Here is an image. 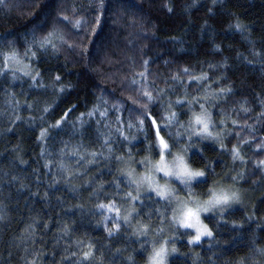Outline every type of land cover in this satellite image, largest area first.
Here are the masks:
<instances>
[{
	"label": "trees",
	"instance_id": "16d2710c",
	"mask_svg": "<svg viewBox=\"0 0 264 264\" xmlns=\"http://www.w3.org/2000/svg\"><path fill=\"white\" fill-rule=\"evenodd\" d=\"M5 5L0 6V264H76L89 245L93 258L86 264H146L141 243L150 252L149 243L125 227L109 236L103 219L108 214L98 204L126 205L117 194L126 189L123 183L116 188L124 178L115 157L129 151L136 158L151 152L157 157L154 130L145 134L127 127L144 110L141 86L152 92L148 110L163 128L168 104L192 99L209 85L217 92L231 88L207 104L214 121L225 119L232 134L225 135L223 148L204 141L189 149V163L205 170L207 180L194 192L202 196L215 182L242 174L234 184L251 193L252 212L235 208L223 219L205 217L213 237L193 246L180 230L183 241L169 264H264L257 251L264 249V172L257 167L264 149L256 148L264 141V0H5ZM64 16L71 23H57ZM54 25L67 43L57 40L58 51L43 52L38 42ZM29 47L36 57L25 55ZM12 52L29 59L34 75L40 73L37 82L16 73L14 79L12 70H4L5 55ZM205 74L207 81L195 79ZM172 110L181 123L187 121L186 107ZM57 120L60 126L53 127ZM232 120L240 127L234 129ZM171 132V138L166 130L162 135L172 149L188 147L183 129L173 126ZM234 145L243 163L233 160ZM163 203L146 200L137 219H159L155 209ZM106 223L112 227L111 220Z\"/></svg>",
	"mask_w": 264,
	"mask_h": 264
},
{
	"label": "snow or ice",
	"instance_id": "6c2138e0",
	"mask_svg": "<svg viewBox=\"0 0 264 264\" xmlns=\"http://www.w3.org/2000/svg\"><path fill=\"white\" fill-rule=\"evenodd\" d=\"M216 3V0H213ZM0 6H6L5 0H0ZM102 7V4H101ZM171 12L172 9L169 8ZM64 21H69L67 16H64L61 21L57 23H63ZM81 25V20H75L74 27L79 28ZM237 31H241L243 26L238 22L235 25ZM60 43H67L64 39L63 34L60 33L59 28L55 25L52 30L49 31L45 36L39 40V50L43 52L52 51L53 53L58 51V45L56 41ZM30 54L31 57L37 56V51H33L31 47L25 53L26 56ZM8 61H12L16 64H21L22 62L18 59V54L12 52L11 54H6L4 58V70H7ZM147 65V61H145ZM30 69V64H24L23 69H16L13 71V78L15 79V72L20 71L24 76H31L34 82H37V77L40 75L36 72L32 75ZM187 73V69L184 70ZM143 77V73H140ZM197 80L207 81V75H202L201 77H196ZM56 80L59 81L60 77L56 76ZM139 81L133 79L132 84H138ZM64 89L61 88V91ZM141 95L146 99H142L140 103L143 106V112L139 113L137 123L135 125L129 123L128 127H136L141 133L147 134V131L154 130L155 142L158 147V152L156 156L158 159H152L151 156L146 157L143 160L136 162L138 166L142 169L140 173H137L136 167L126 166L119 169L120 173L125 177L123 181H118L116 183V188L119 190L120 184L125 185V191L117 192L121 195L123 200L129 204V208L125 215H121V208L117 206L118 202L116 200H110L107 204L100 203L98 208L105 210L107 213H114V215H104L103 219L105 221L104 227L108 231L109 236L113 235V229L117 232L120 231L122 227L131 226V221L137 219L140 215L137 212V208H142L146 200H154L155 203L159 204L163 201V205L160 208L155 209L160 224L163 225L167 221L173 229V234L168 238H164L162 233L164 228L161 226L157 229V235L161 236V240L157 243L152 241L150 243V252L147 248H144V244L141 243V248L147 254L146 264H168V257L171 253H175L176 249V235L180 233V230H185L180 233L188 237L189 244H199L203 237L212 238L213 231L209 228L208 224L202 219L203 215L206 214H219L220 218L223 219L224 212L228 211L233 205L241 203V196L238 189L234 188V183L238 181V178H242V174L230 177V181L233 184L225 187L223 185L217 186L213 185L207 188V191L202 194H197L194 192L195 187L200 185H207V180L203 179L206 177V172L203 169H196L189 163L186 154L190 148L195 147L198 144H202L204 141H212L221 145L223 148V140L225 135H231V132H227V123L225 119H221L219 124H217L213 119V113L209 110V105L205 102H201L200 99L193 97L192 100L187 99H177L175 105L171 103L168 106V112L166 115H162L161 119L164 121L163 128L158 124L155 117L149 112L148 106L154 102V97L152 92L147 88L141 86ZM211 91V85L205 89L206 98L207 93ZM231 93V88L219 89V93L212 92V97L216 100L224 98L227 94ZM198 105L199 110L195 107ZM180 106L181 108H187V112L184 114L188 117L187 121L181 123L179 114L172 110L174 107ZM74 107V106H73ZM242 110L247 112V109L241 106ZM47 112L48 109L46 108ZM72 111L69 108L61 118L66 119L68 113ZM91 115V113H89ZM103 115V113H102ZM146 121H150L145 128ZM233 128H239L238 122L236 120L231 121ZM61 120H57L53 127H59ZM173 126H178L183 129V135L186 137L188 147L182 148L180 152L173 153L172 145L169 141L165 139L162 132L165 130L169 138L172 137L171 128ZM46 131V130H45ZM45 131L41 132V138L45 136ZM120 131V129H117ZM121 135L123 133L121 132ZM177 136L181 133L177 132ZM236 136L239 137V131L236 132ZM128 139L127 136L124 137ZM107 143V141H105ZM177 143H184L182 140H177ZM241 143H250L248 139L241 138ZM257 150L264 149V141H260L256 144ZM111 151V149H109ZM202 151V149L200 150ZM92 156H96V153H91ZM231 155L233 160H240L244 162V157L241 154L240 147L234 145L231 149ZM171 157V159H169ZM83 159V157H81ZM117 161H123L124 158L121 156L115 157ZM128 160L132 161L133 157L131 151L128 154ZM92 161H89L91 163ZM257 167L264 168V160H259L257 162ZM163 181V183L161 182ZM178 182L179 191L173 185ZM179 192H184L187 198L182 199ZM2 218V217H0ZM108 220L112 221V227L109 228L106 223ZM149 220H151V214H149ZM123 221V224L121 223ZM64 232L68 233L69 228L66 226ZM133 235L135 236H148L149 235V225L142 223L137 219V226L133 228ZM262 255H264V249H257ZM76 255V253H73ZM93 258L92 246H88V251H83L80 259L76 261V264H86L90 262ZM132 260V257H129Z\"/></svg>",
	"mask_w": 264,
	"mask_h": 264
},
{
	"label": "rangeland",
	"instance_id": "374dc122",
	"mask_svg": "<svg viewBox=\"0 0 264 264\" xmlns=\"http://www.w3.org/2000/svg\"><path fill=\"white\" fill-rule=\"evenodd\" d=\"M18 59H19V58H18ZM19 60L22 62L21 64H16V63H14V62H12V61H8V67H7V70H9V71L12 70V72H13L14 70H16V69H18V68H19V69H23L24 64H30L29 59H27V60H21V59H19ZM29 71H31L32 75H34V72H35V71H33V68H32L31 65H30V69H29ZM15 73H16V74H20V75H22V73H21L20 71H16ZM22 76H24V75H22ZM205 89H206L205 87L201 86L200 90L198 91V93H197V95H196L195 97L198 98V99H200L201 102H205V103H211V102L215 101L216 99H215L214 97H212V92H215V93H219V92H217V91L211 89V91L207 93V97H208V98H206V92H205ZM186 97H187V96H186ZM184 99H185V98H184ZM187 100H192V99L188 98ZM209 105H210V104H209ZM168 106H169V104H168ZM197 107H198V105H197ZM167 109H168V107H167ZM127 127H128V125H127ZM126 129H127V128H126ZM129 129H130V128H129ZM210 142H212V141H210ZM213 143H215V142H213ZM215 144L221 146V145L218 144V143H215ZM156 148H157V152H158V147H157V145H156ZM182 148H185V147H184V146H181V147H179V148L171 149V150H172L173 153H178V152H180V150H181ZM149 156H151L152 159H158V156L155 157V155H154L153 152L147 154V155L144 156V157H140V158H136V157H134V156L132 155V157H133V160H132V161H129V160H128V154H127L126 156H121V157L124 158L123 161H117V160H116L117 170H118L120 176L123 177V178L125 179V177L120 173L119 169L124 168V167H126V166L136 167V169H137V173H140V172L142 171V169L138 166V164H137L136 162H138V161H140V160H143V159H145L146 157H149ZM186 157H187V159H188V152H187V154H186ZM169 159H171V157H169ZM239 161H240V160H239ZM240 163H241V162H240ZM262 170H263V172H264V168H262ZM203 179H205V178H203ZM161 182L163 183V181H161ZM230 184H233V182H229V181L225 180V182H223V181L215 182L213 185H217V186H221V185H223V186L227 187V186H229ZM213 185H212V186H213ZM177 186H178V182H176V183L173 185V187H176V188H177V191H179V188H178ZM233 186H234V188L238 189L239 192H240L241 203L233 205L230 209H228V211H229V210H232V209H235V208H241V209H244V210L247 212L248 215H250V213L252 212L251 193H250V192H246L245 190L236 187L235 184H234ZM179 195H180V197H181L182 199L187 198V197H186V194H185L184 192H179ZM201 197H202V196H201ZM118 207L121 208V215L123 216V215L126 214V211H127V209L129 208V204L126 203V205H124V206H118ZM104 211H105V210H104ZM105 212H106V211H105ZM106 213H107V212H106ZM224 213H225V212H224ZM107 214H108V215H110V214H111V215H114V213H107ZM217 214H218V213H217ZM210 215H213V214L209 213V214L203 215V216H202V219H205V217L210 216ZM121 223L123 224V221H121ZM145 224H148V225H149V235L146 236V237H145V236H140V237H138V236H135V235L132 234V232H133V228L137 226V220H136V219H133V220L131 221V226H129V227H127V228L130 230V233H131V235H132L134 238H136V239H144V240H146V241L149 243V245H150V243H151L152 241H156V242L158 243V242L161 240V236H160V235H157V229L160 228L161 226L164 228V232L162 233V236H163L164 238H168L169 236H171V235L173 234L172 226H171L167 221H165V223H164L163 225H161L159 219H157V218H152V220H151L150 222H147V223H145ZM181 230H183V229H181ZM206 238H208V237H203V238L201 239V241L204 240V239H206ZM182 241H183V239L181 238L180 234L178 233V234L176 235V244H175L176 249H177V244L181 243ZM201 241H200V242H201ZM186 242L188 243V239L186 240ZM188 244H189V243H188ZM189 245H190V246H193V245H196V244H189ZM150 250H151V248H150ZM177 255H178V250H177L175 253H171V254L169 255V257H168V264H169L170 259L173 258V257H175V256H177Z\"/></svg>",
	"mask_w": 264,
	"mask_h": 264
}]
</instances>
